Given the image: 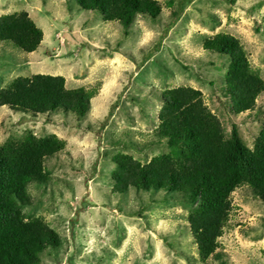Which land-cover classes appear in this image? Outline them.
Here are the masks:
<instances>
[{
	"label": "rangeland",
	"instance_id": "rangeland-1",
	"mask_svg": "<svg viewBox=\"0 0 264 264\" xmlns=\"http://www.w3.org/2000/svg\"><path fill=\"white\" fill-rule=\"evenodd\" d=\"M155 1L157 19L137 14L123 28L75 0H0V17L26 12L42 31L32 53L0 42V89L18 76L45 74L92 94L77 121L71 113L0 107V144L27 131L53 134L65 144L44 162L47 181L26 190V216L43 220L60 239L38 254L37 264H204L187 224L192 206L173 195L162 201V192H114L112 157L128 154L145 164L167 151L155 135L158 113L163 92L179 87L199 91L225 136L232 123L252 148L264 92L253 111L223 113L217 100L228 56L206 53L202 45L217 33L230 35L264 85V0H186L182 8L179 0ZM219 244L228 264H264V199L237 189Z\"/></svg>",
	"mask_w": 264,
	"mask_h": 264
},
{
	"label": "trees",
	"instance_id": "trees-1",
	"mask_svg": "<svg viewBox=\"0 0 264 264\" xmlns=\"http://www.w3.org/2000/svg\"><path fill=\"white\" fill-rule=\"evenodd\" d=\"M185 2L179 0V8ZM75 3L81 9L98 12L105 21H118L123 28L137 14L157 19L161 13L155 0ZM174 14L177 19L180 10ZM41 40L42 31L26 12L0 17V42H10L25 53H32ZM202 47L206 53L228 56L218 107L223 113L234 115L253 111L264 85L245 61L235 39L220 32L206 37ZM91 97L82 87L66 88L61 76L35 74L18 76L1 88L0 107L33 115L71 113L77 121L85 117ZM158 120L155 135L164 139L167 151L152 156L145 164L128 154H115L110 173L113 191L120 195L131 188L140 193L162 192V201L173 195L187 202L192 206L187 224L199 260L205 264L214 258L216 264H228L217 249L221 247L219 238L232 207V194L246 188L253 198L264 199V113L252 148L246 147L232 123L231 136H225L219 118L195 89L165 90ZM64 146L53 134L37 137L30 131L0 144V264H37L38 254L59 245L58 234L40 218L29 219L23 207L30 202L28 185L47 181L44 162Z\"/></svg>",
	"mask_w": 264,
	"mask_h": 264
},
{
	"label": "clouds",
	"instance_id": "clouds-1",
	"mask_svg": "<svg viewBox=\"0 0 264 264\" xmlns=\"http://www.w3.org/2000/svg\"><path fill=\"white\" fill-rule=\"evenodd\" d=\"M197 248V247H196Z\"/></svg>",
	"mask_w": 264,
	"mask_h": 264
}]
</instances>
